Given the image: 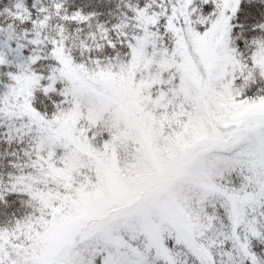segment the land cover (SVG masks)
I'll return each instance as SVG.
<instances>
[{"label": "snow or ice", "instance_id": "1", "mask_svg": "<svg viewBox=\"0 0 264 264\" xmlns=\"http://www.w3.org/2000/svg\"><path fill=\"white\" fill-rule=\"evenodd\" d=\"M0 264H264V0H0Z\"/></svg>", "mask_w": 264, "mask_h": 264}]
</instances>
